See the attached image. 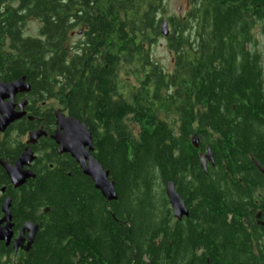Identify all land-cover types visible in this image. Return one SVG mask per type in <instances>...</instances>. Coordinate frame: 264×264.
Returning a JSON list of instances; mask_svg holds the SVG:
<instances>
[{
    "label": "trees",
    "instance_id": "16d2710c",
    "mask_svg": "<svg viewBox=\"0 0 264 264\" xmlns=\"http://www.w3.org/2000/svg\"><path fill=\"white\" fill-rule=\"evenodd\" d=\"M162 2L0 0V59L13 76L6 82L26 78L30 106L44 108L29 113L44 112L48 128L52 101L86 126L91 155L109 172L117 196L106 202L49 139L45 170L34 166L35 178L20 189L12 190L0 166L14 227L38 226L28 253L12 258L0 243V264H157L154 235L169 233L173 223L166 182L189 208L184 239L211 234L221 244L210 248L226 253L162 254L161 260L264 264V227L255 220L264 216V176L252 163L264 171V0L251 1L260 27L253 40L218 23L190 33L174 20L165 37L157 20ZM29 20L39 24L37 37L23 36ZM77 27L80 39L69 44ZM160 38L172 55L170 72L150 54ZM26 128L21 123L17 131ZM19 148L17 139L2 140L0 161L12 162ZM206 149L213 165L204 173Z\"/></svg>",
    "mask_w": 264,
    "mask_h": 264
},
{
    "label": "flooded vegetation",
    "instance_id": "af4514ba",
    "mask_svg": "<svg viewBox=\"0 0 264 264\" xmlns=\"http://www.w3.org/2000/svg\"><path fill=\"white\" fill-rule=\"evenodd\" d=\"M164 1L162 2V15L157 19L159 20V29L161 28L162 23H166V29L167 32L172 31L171 21H180L185 24L186 31L190 33H199V32H206L210 31L215 23H218L219 29L228 30L233 33H238L242 37L244 34H247V37H249L251 40H253V34L256 32L257 28L255 26V18H254V7L252 4V0H185V9L182 14H177V16H164L165 13V4ZM242 1V2H241ZM180 10V9H179ZM80 8L76 5V10H74V13H79ZM224 22V23H223ZM225 24V28H221L220 26ZM256 27V28H255ZM78 28V27H77ZM78 35L81 36V30L79 28L77 29ZM260 28V27H259ZM195 45L196 42H193ZM250 43H245V51H249L250 49ZM252 49V48H251ZM237 56V54L235 55ZM5 58L0 59V82L7 84L15 80L6 82V80L13 78V76H10V72L8 70V67L5 66ZM7 64V63H6ZM26 79V78H25ZM28 94L24 95H17L13 99V109L14 112L20 113L21 110L19 109L20 103L25 100L26 104L22 106L23 116L15 121L14 123L10 124L4 132H0V142L4 140L5 138L9 139L10 141H13L17 139L20 142V148H19V154L15 156V158L12 160V162H5L4 160H1L5 163L13 165L21 156L23 151L28 148L33 153V156L35 157L34 161L31 163L29 168H24L25 170H30L33 173V167L37 166L40 169V172H43L45 170V162L46 157L50 153V151L47 149L46 141L47 139L51 140L54 143V148L56 150V154L58 156H62L58 153V146L55 144V142L52 140V136L54 135V132L56 131V119L53 114L54 123L53 128L46 126V118L45 115H43L44 112H40L39 116L36 118L35 116H31L29 113L30 108L33 106H30L29 100H28ZM9 102V99L3 100V104H6ZM35 108L39 109L40 111H44L42 106H34ZM33 107V108H34ZM57 111V110H55ZM54 111V112H55ZM53 112V113H54ZM66 117L65 113H63ZM18 123V124H17ZM21 123H28V128H26L23 132L17 131L18 126ZM43 131L45 133L44 136H41L35 143H30V134L38 131ZM203 155V154H201ZM69 156V155H67ZM73 160V159H72ZM74 161V160H73ZM75 162V161H74ZM76 164V163H75ZM77 165V164H76ZM208 168V164L206 167V170ZM34 174V173H33ZM6 175V174H5ZM264 176V175H263ZM7 177V176H6ZM8 179V178H7ZM32 180V179H30ZM9 181V179H8ZM29 181V180H28ZM27 182V181H26ZM26 184V183H25ZM9 185L12 188V190L16 191L20 188L14 189V187L11 185L9 181ZM165 188V187H164ZM163 188V190H164ZM176 192V191H175ZM177 194V193H176ZM165 195V191H164ZM178 195V194H177ZM0 197H3L2 202L6 198H10L9 196L5 195V190H0ZM166 197V196H165ZM180 198V197H179ZM11 199V198H10ZM167 199V198H166ZM182 201V200H181ZM168 202V201H167ZM184 204V203H183ZM186 210L188 211V207L184 204ZM170 208V207H169ZM171 210V209H170ZM172 213V211H171ZM188 217H189V211H188ZM187 217V218H188ZM263 217V216H262ZM183 218L180 221L176 220L173 217L172 214V225L169 228L171 231L169 233H157L154 235L153 238V246H154V253L156 256L157 264H166V261L161 260L162 254L166 256L174 255H186L190 251H193L195 254H199L200 256L205 254H216V253H226L221 250H216L214 248H210V245L213 244V246H217L221 244L220 241L216 239V237L211 239V234L207 233H197L194 235L186 234L184 239V233H181L182 230L190 229L189 223H185L183 220L187 219ZM1 219V218H0ZM256 220V218H255ZM263 218H261L259 221L256 220V224L260 227H264L259 225V222L262 221ZM26 223V222H25ZM13 225V222H12ZM24 223L16 229L13 225L12 231H13V238H16L22 228ZM196 229V228H195ZM204 230V228H203ZM27 234H25V237ZM192 237V241H189V238ZM197 239L198 241H194ZM167 240L166 242H164ZM187 241V242H186ZM213 242V243H211ZM166 245L164 246V244ZM3 244V243H2ZM4 245V244H3ZM5 247V245H4ZM11 250V252L7 253L8 255H11L12 258L17 256L19 253H25L22 250H18L16 254L11 249V246L5 247ZM177 254V255H176ZM160 255V256H159Z\"/></svg>",
    "mask_w": 264,
    "mask_h": 264
},
{
    "label": "water",
    "instance_id": "95a60500",
    "mask_svg": "<svg viewBox=\"0 0 264 264\" xmlns=\"http://www.w3.org/2000/svg\"><path fill=\"white\" fill-rule=\"evenodd\" d=\"M161 33L163 36H167L166 23L161 25ZM30 85L26 82L25 77H21L16 81L4 84L0 82V132H4L6 128L19 120L23 116L22 106L26 104L23 100L19 109L20 113L14 112L13 99L17 95H24L30 93ZM9 99V102L3 104V100ZM54 117L56 119V131L52 136V140L58 146V153L61 155H69L71 159L75 161L83 176L90 179L93 187L100 193L102 198L106 202H115L117 196L114 190V182L110 180L109 172L105 171L102 166L92 157L94 151L92 145V136L83 123L65 116L59 110L55 111ZM43 131H38L30 134V143H35L41 136H44ZM192 146L197 149L199 146V140L196 136L191 139ZM35 157L30 149L26 148L19 159L13 164H8L0 161V166L9 179L14 189L23 186L26 181L34 179L35 175L29 168ZM257 170L264 175L263 169L256 161H252ZM207 164L213 165L212 153L209 149L200 156V168L206 173ZM165 196L168 201V205L172 211L173 217L176 220H181L188 217V211L186 210L183 202L175 192V187L172 182H166L164 185ZM11 199L6 198L1 205L2 217L0 219V243H3L5 247L11 246L14 254L18 250H22L28 253L32 247L34 238L38 232V226L30 222L24 223L18 236L13 238V225L12 216L10 212ZM47 209L44 213H47ZM259 225L264 226V216L259 212L255 216ZM25 234L27 236L25 237Z\"/></svg>",
    "mask_w": 264,
    "mask_h": 264
},
{
    "label": "rangeland",
    "instance_id": "374dc122",
    "mask_svg": "<svg viewBox=\"0 0 264 264\" xmlns=\"http://www.w3.org/2000/svg\"><path fill=\"white\" fill-rule=\"evenodd\" d=\"M185 0H165V13L164 16H177V14H182L184 12L185 7ZM180 9V10H179ZM38 29L39 24L37 21L29 20L27 23L23 26V36L24 37H37L38 35ZM257 29H260L259 27ZM80 37L78 36L77 30H74V32L70 35V41L69 44L76 43ZM166 41L163 39H158L155 43V45L151 48V57L153 61L160 65V67L166 71L170 72L172 70V55L170 54L167 46ZM121 78L125 81L126 77L121 76ZM126 82V81H125ZM130 83H133V80L130 79ZM50 105L54 107L56 110H60L61 108L55 103L50 102ZM172 119L174 117H171Z\"/></svg>",
    "mask_w": 264,
    "mask_h": 264
}]
</instances>
